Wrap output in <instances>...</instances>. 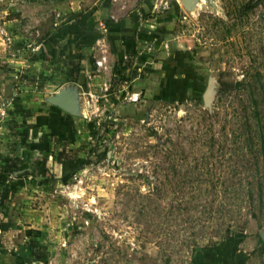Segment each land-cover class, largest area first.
I'll return each instance as SVG.
<instances>
[{"label":"rangeland","instance_id":"rangeland-1","mask_svg":"<svg viewBox=\"0 0 264 264\" xmlns=\"http://www.w3.org/2000/svg\"><path fill=\"white\" fill-rule=\"evenodd\" d=\"M100 1L0 0V46L5 36L17 38L32 56L56 30L63 47L80 24L88 34L102 32L94 19ZM145 2L114 0L112 8L120 18ZM214 2L216 11L201 4L189 14L171 0L167 11L148 15L155 21L169 14L168 43L200 73L198 92L187 88L185 98L159 99L144 85L138 100L128 101L111 80L113 62L105 71H88L84 85L77 84L78 125L67 145L50 143L51 173L1 167L4 156L49 131L41 121L52 118L46 98L60 89V71L32 66L9 72L0 60V75L12 79L3 97L12 96L11 88L18 93L13 98L27 97L18 109L8 107L0 122L1 261L264 264V0ZM209 77L215 94L207 107L200 95ZM30 115L38 127L25 142ZM36 151L43 152L32 155L41 157ZM61 151L69 159L58 161ZM28 229L40 235L27 236Z\"/></svg>","mask_w":264,"mask_h":264},{"label":"crops","instance_id":"crops-1","mask_svg":"<svg viewBox=\"0 0 264 264\" xmlns=\"http://www.w3.org/2000/svg\"><path fill=\"white\" fill-rule=\"evenodd\" d=\"M112 1L114 0H104L102 2L100 1L95 10L94 19L98 21L99 31H101L103 27L105 29L104 34L107 37L110 46V57L108 56V60L111 63L110 65L112 66V62L114 65L116 61L126 62V64L130 65V68H127L124 71L126 76L128 70L133 68L137 69V72L140 73L137 74L136 72V74L130 79L129 89L131 90V92H139L145 88L144 85H149V91L151 90L159 93V91L168 90L172 81H179L181 83L180 88L185 94L186 92L184 91L186 90L184 89H187V87L189 86V81L186 77V74L184 73V68L181 63V61H183L181 59L183 50L180 48H173V46H170L168 43L170 35H167V27L172 20L169 14L162 16V18H158L155 21H152L153 19H148V11L152 5L153 0H146L145 5L141 4L139 11H131L129 14L117 18V16H115V13L113 12ZM124 7H126V5L122 4V8ZM101 8H104L105 10L104 15ZM103 17H107L110 19V26L105 27L103 21L101 20V18ZM85 31V28L81 27V30H79L78 33L82 35ZM73 45L74 42L68 44L67 48H73ZM168 46H170V48H168ZM174 46L177 47L176 45ZM23 49L24 46L22 42H19L17 38L13 40L12 37H10L7 42H1L0 60L2 61V67L4 68V70L7 69L10 72V70L12 69L18 70L19 67L32 66L35 68V71L38 70V66H41L39 67V69L43 70L44 68H48V70H52L51 68L60 70L59 65L57 66V61H54V64H49L48 62L46 63V61L31 59L28 54L24 53ZM60 53L61 56H65L64 52ZM162 54L165 56H161ZM80 66L83 69H87L86 59H83L80 62ZM88 76H86V80ZM168 77L169 80H167ZM91 78L95 81H99L101 79V76L99 77V80H96V77L94 76H92ZM9 81L10 85H12V79L10 80V76L4 79L2 75H0V122L3 121L4 123L7 118L6 110L8 109V107L12 108V106H16L18 109L19 107L24 105V101H27L25 100V98L27 97L24 96H22L20 99L13 98V95H18V93H16V91L12 88L10 91L12 92V96H9V98L3 97L5 95L4 93H6L5 88L9 86ZM68 85L79 86L75 83L64 81L60 88L66 87ZM119 85L122 88V84ZM157 96L159 99L162 98V96H160L159 94H157ZM32 105L33 104H31V106ZM64 113L65 112L62 111L57 116H54V118H56L57 120L63 119L65 123L66 118L64 117ZM74 122L75 119L68 123L71 125V128L68 129L69 134L72 131ZM1 128L2 125H0V129ZM43 128H45V126ZM35 140L36 139H34V141ZM20 149L22 150V152H19L18 155L22 156L25 148L23 147ZM36 152L37 154L35 155H39L38 151ZM42 155L43 153H41L39 156ZM31 263L37 264L33 261ZM0 264L11 263L9 262V259L5 258L2 261L0 260Z\"/></svg>","mask_w":264,"mask_h":264},{"label":"trees","instance_id":"trees-1","mask_svg":"<svg viewBox=\"0 0 264 264\" xmlns=\"http://www.w3.org/2000/svg\"><path fill=\"white\" fill-rule=\"evenodd\" d=\"M102 9L103 15L105 14L104 8ZM103 21L105 27H108L111 25V21L109 18H101ZM77 21L79 23V18H77ZM81 23V22H80ZM79 27H84L82 24L79 25ZM78 27V28H79ZM60 30H56L55 34L51 36V38L44 39L43 41H40V49L37 50L36 53L32 54L30 56L31 59L39 60V61H47L49 64H54V61H57V66L60 67V75L63 80V82H72L75 84H78L79 82L83 83L86 79V75L89 73L88 71L94 69L93 59L89 53L90 46L95 42L97 38H99L100 34L98 32L90 33L88 34L87 31L83 32L82 35H80L78 32L73 36H70L71 39H69L71 42H74L73 48H67L66 46L63 47L64 44V35L62 34V38L59 35ZM86 33V34H85ZM60 36V37H59ZM60 52H64L65 56H61ZM86 59L87 63V69L81 68L80 62ZM130 68L129 64H126V62H119L116 61L112 67V78L113 82L118 81V84H124L127 83L132 76H134L135 72L133 69H129L127 72V76L125 75L124 71L125 69ZM86 69V71H85ZM89 69V70H88ZM3 71V70H2ZM0 69V73H3ZM85 78L83 79V77ZM169 80V77L167 78ZM142 89L141 91H143ZM155 94H158V92L154 91ZM62 111L53 106L50 105V112L52 114V118H43L41 123L47 124V129L49 130L46 132L43 136H41L36 142H26L27 141V135L28 131L32 129H35L38 127V119L36 116L30 115L29 117L31 120L27 124V129H24V138L26 139L25 142L27 143V148L24 150L23 155L19 156L18 154H15L13 156H6L4 159L2 157V167L1 169H4V171H12L14 173H29L34 171H41L42 173H51L50 172V162H49V155L47 154L49 152L50 143L52 141H63V145H67V142L70 139V134L68 133V129L71 128L69 122L76 119V117L71 116L70 114L64 113L65 123L64 120H57L54 118V116H57ZM76 122V121H75ZM74 122V123H75ZM27 123V121H26ZM76 124V123H75ZM78 125V124H76ZM63 139V140H60ZM34 150L43 151L44 154L41 157L33 156L32 152ZM42 152V153H43ZM65 159H69V156H66L64 151H61L60 154L57 156L58 161H63ZM27 236H39L40 232L39 230H32L28 229L26 230ZM242 232L238 234V236L235 238L236 241L241 240ZM239 237V238H238ZM233 239V238H232ZM262 242V241H261ZM263 243V242H262ZM33 257L36 259H39L41 256L37 255L36 253L32 252ZM15 256H12L10 258L11 264L15 263Z\"/></svg>","mask_w":264,"mask_h":264},{"label":"water","instance_id":"water-1","mask_svg":"<svg viewBox=\"0 0 264 264\" xmlns=\"http://www.w3.org/2000/svg\"><path fill=\"white\" fill-rule=\"evenodd\" d=\"M183 9L192 14L201 4H205L211 7L214 11L217 10V6L214 0H179ZM215 83L212 77L207 79L206 87L202 92V100L204 106H209L210 102L215 94ZM79 86L68 85L60 88L53 95L46 98V102L59 108L61 111L70 114L74 117L81 116V110L79 107ZM260 239L264 244V227L259 231Z\"/></svg>","mask_w":264,"mask_h":264},{"label":"built area","instance_id":"built-area-1","mask_svg":"<svg viewBox=\"0 0 264 264\" xmlns=\"http://www.w3.org/2000/svg\"><path fill=\"white\" fill-rule=\"evenodd\" d=\"M171 0H153L152 5L150 7V11L148 15L151 16V18L165 12L168 10L170 6ZM102 32H99L100 36L99 38L95 41L96 47H94V54L92 55L93 59V64L94 68L97 72H101L102 70L105 71L107 68L109 69V64H108V56L110 54V46L107 40V37L105 36L104 32L105 29L101 30ZM0 34L4 35V30H0ZM6 40L10 39V36H5ZM129 82L122 84V91L125 90L124 96L122 99L128 100V101H137L139 98V92H131L129 89ZM107 86V85H106ZM104 86V90L106 91L107 88ZM88 96H91V92H87ZM118 98L120 99V95H118Z\"/></svg>","mask_w":264,"mask_h":264},{"label":"flooded vegetation","instance_id":"flooded-vegetation-1","mask_svg":"<svg viewBox=\"0 0 264 264\" xmlns=\"http://www.w3.org/2000/svg\"><path fill=\"white\" fill-rule=\"evenodd\" d=\"M181 63L183 65V68L186 69L187 71H189L186 75V77L189 81V83H188L189 86L187 88H191L193 93L198 92V90L201 87V83H202V78H201L200 73H198L196 71L197 69L195 67H193V65L187 64L184 61H181ZM206 83H207V81H206ZM180 87H181V83L179 81H172V83H170V88L168 90L159 91L158 94L160 96H162V98L166 97L168 95L171 97L185 98V94L182 92ZM184 92H186V91H184ZM200 97L202 100V94L200 95ZM202 102H203V100H202ZM146 113L149 114V112H147V111H146Z\"/></svg>","mask_w":264,"mask_h":264}]
</instances>
